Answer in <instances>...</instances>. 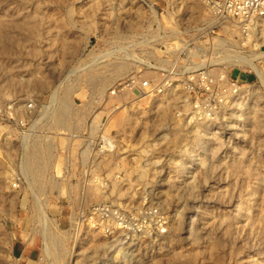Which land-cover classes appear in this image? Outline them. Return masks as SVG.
Listing matches in <instances>:
<instances>
[{"label":"rangeland","instance_id":"rangeland-1","mask_svg":"<svg viewBox=\"0 0 264 264\" xmlns=\"http://www.w3.org/2000/svg\"><path fill=\"white\" fill-rule=\"evenodd\" d=\"M172 1L0 0V264H264V126L235 137V106L194 83L204 51L256 49L205 0L177 16ZM223 63L209 79L253 86L264 108L254 71ZM172 84L175 121L212 123L153 151Z\"/></svg>","mask_w":264,"mask_h":264},{"label":"bare ground","instance_id":"bare-ground-1","mask_svg":"<svg viewBox=\"0 0 264 264\" xmlns=\"http://www.w3.org/2000/svg\"><path fill=\"white\" fill-rule=\"evenodd\" d=\"M186 1L187 0H173L172 1V3H174L173 4L174 5V9H176L175 12H174V14H176V16L178 14H180V8H181V6L183 4L186 3ZM251 32L252 33L248 37L245 38V41H244V39H241V41H243L244 43H249L254 48V50L256 49V52L254 54H250V57L249 58L244 57L243 55L242 56H232L231 55V57H226L225 56V58L223 60H224V62L227 63V66L229 65V66L241 67V66L247 65L248 67L251 68V70L254 71L255 75H257V78L259 79V82H262V85L264 86V69L262 68V66L260 64H258V62H255L257 59L261 58L262 59V62L261 63L264 64V52L259 51V47L264 43V19H260V20L256 21L251 26ZM193 63H195V62H193ZM196 67H198V66L196 65ZM176 87H178V84L177 85L172 84V85H170L168 88H166L163 91L162 96L164 97V99L162 98V102L160 101L161 103H159V105H158V111H159L158 114H159V116L157 115L158 116V119L157 120L155 119L157 122L155 123V125H153V124L150 125L151 127H153L152 130L154 129V131L157 132V133L154 134L155 138L152 139V144L150 146L153 151L155 149L159 148V147H161V148L165 147V148H167V150L169 149L172 152V150L174 149V146L176 145L177 141L183 136V134L186 131H189V132L192 131V132H195L196 135L198 134V135H201V136H206L205 133H204V131L206 129H202V128H204V127L205 128H208L211 125V123H212L211 122L212 120H203V121H201L199 123L197 122L196 126L198 124H203V126H204L201 129H199L198 127L195 128V126H189V127H187L186 124H185L186 122L184 123V121H183V123H181V121H178L179 119H177L175 121L176 118L173 115H171V113H169L170 112V108L171 109H174V110H176V108H178V109L179 108H183L185 110L188 109L187 108L188 105L186 104L187 102L186 103H182V101H180V102H178V103H181V105H179V106H176V105L175 106H171L170 103H167V101H165L164 104H163V100H165V98L167 97V95H169L170 93H173L175 91ZM251 87H253V86H251L249 84H243L242 86H240V89H239V92H238V96L239 97L243 93L248 92V94L246 93L247 94V97H248L247 100L246 99L245 100H241L242 99V96H241V99L239 100V97L237 98L235 95H232L230 92L226 93V95H225V102L226 103L224 104V108L223 109H227V106L228 105L230 106L231 104H233L235 106V108H236V111H235L234 115L232 116L233 117V120L235 119V121L234 122L227 121V123H226V124H230V123L232 124V125H230V127H228L229 125L227 127L230 128L232 131H234V133H233L234 136L235 135H239V137H240V135H243L245 133V131L248 130L249 126L252 127V128H255V127L257 128V126H258V128L259 127L262 128L264 126V124H263L264 123V112H263L264 111V108H262L261 105H260V102H259L260 96H259V94L256 91L255 92L254 91H250L252 89ZM245 98H246V96H245ZM229 102H231V104H228ZM159 106H160V108H159ZM156 114H157V112H156ZM232 117H230V118H232ZM168 131H171L172 133H170ZM170 136H173V137L170 138ZM198 137L199 136H197V138ZM202 147H204V145ZM180 150H182V149H180ZM178 151H176V152L177 153H180L181 152V151L180 152H178ZM141 152H142V154H145L143 151H141ZM192 152H193L192 149L189 152H187V149H186V151H185L186 157L185 158L187 159V157H188L189 159H194L197 155L193 154ZM179 157L181 159V156H179ZM197 159H200V158H197ZM169 160L171 161V159H169ZM153 162H154V160H153ZM202 162H200V163H202ZM181 165H182V163H181ZM230 165H233V163L230 164ZM182 170H183L182 173L183 172L185 173V171H188V168H187L186 164L185 165L183 164ZM182 173H180V175ZM146 175L148 176V174L146 172H144V171H140V172L137 173V176L140 179L146 177ZM251 176H252V178L253 177H258L257 176V173H255V172H252L251 173ZM187 184H189V183L187 182ZM182 189H181V191H182ZM177 190H179V188H177ZM42 223H43V221H42ZM45 226H46V224H45ZM122 237H123V235H122ZM51 239H53V238H51ZM54 241H52V242H54ZM107 245H108V248L114 246V244H112L111 242H108ZM54 249H55V247H54ZM45 251H46V256H47V258L49 260V258H50V250L46 247L45 248ZM95 251L96 250H94V253H95ZM117 253H121V252H118L117 251ZM123 255H125L124 252H123ZM91 257H93V256H91ZM85 260H87V259H85Z\"/></svg>","mask_w":264,"mask_h":264},{"label":"built area","instance_id":"built-area-1","mask_svg":"<svg viewBox=\"0 0 264 264\" xmlns=\"http://www.w3.org/2000/svg\"><path fill=\"white\" fill-rule=\"evenodd\" d=\"M140 2H143L145 5H147L146 0H140ZM204 5L205 10L208 13V19H210L217 28H223L225 26L229 27L230 31L235 34L238 43L241 46V39H244L245 41V38L252 33L251 26L256 21L264 19V0H205ZM147 7L150 9L149 5H147ZM233 31H238L239 34ZM218 39L222 40L220 36H218ZM216 45L217 44L214 46ZM262 48H264V43L259 47L260 50ZM215 52L219 53H217L216 56H213L212 53L208 55V51L203 52L204 58L201 61L204 68L201 70L202 72L200 73V77L195 79L194 83H199V85H203L204 87L209 85L210 94L213 90H215V97L222 100L221 104L222 107H224V104L226 103V93L230 92L232 95L237 96L240 87L235 81L229 82V79H220L222 78L221 76H215L217 78L216 80L212 78L209 79V73H205L208 72L207 68L212 65L220 67L224 64V58L222 57L224 54L223 48L220 47L219 50ZM211 82L216 84V86H210L212 84ZM222 107H220L219 110H221ZM192 117H195L194 111H192ZM197 120H201V118ZM127 234L130 233H126V235Z\"/></svg>","mask_w":264,"mask_h":264},{"label":"crops","instance_id":"crops-1","mask_svg":"<svg viewBox=\"0 0 264 264\" xmlns=\"http://www.w3.org/2000/svg\"><path fill=\"white\" fill-rule=\"evenodd\" d=\"M26 264H37V263L34 262V261H31V262H28V263H26Z\"/></svg>","mask_w":264,"mask_h":264}]
</instances>
